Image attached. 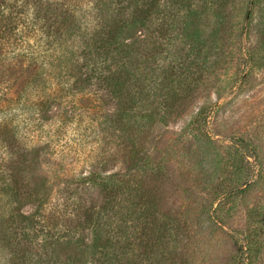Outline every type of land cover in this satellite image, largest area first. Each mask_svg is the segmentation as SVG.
Instances as JSON below:
<instances>
[{
    "label": "rangeland",
    "instance_id": "1",
    "mask_svg": "<svg viewBox=\"0 0 264 264\" xmlns=\"http://www.w3.org/2000/svg\"><path fill=\"white\" fill-rule=\"evenodd\" d=\"M192 1L203 8L202 0ZM248 3L228 0L221 28L212 10L202 11L197 25L201 39L212 44L207 50L210 66L191 64L189 76H173L175 97L162 87L169 80L163 81L168 78L161 66L163 50L153 46L169 47L177 57L186 50L184 42L151 30L162 14L151 28L136 33L139 66L132 68L139 79L127 85L126 93L140 90L145 96H135L131 124L116 120L117 102L105 85L91 83L83 92L49 102V110L38 116L35 105L12 113L10 125L16 129L8 127L4 130L12 131L1 136L9 143L0 147V169L9 175L16 200L4 203L0 192V212L10 211L0 222V264L62 259L73 252L79 237L72 220L81 206L108 210L103 213L107 223L109 216L117 218L133 207L135 192L140 196H135V212L145 208L153 218L143 240L152 235L153 242L158 227L169 228L164 236L169 252L152 255L153 264L162 259L165 264H264V69L248 60V50L256 52L260 42L255 23L245 20ZM172 20L175 34L181 23ZM152 54L158 66H152ZM93 89L102 90L101 109L94 105ZM154 91H159L156 99ZM164 101L177 103L164 121L147 123L143 115L157 111L161 116L164 110L156 107ZM134 161L140 167L127 177L120 175L123 181L113 192L85 180L92 174H122ZM5 179L0 175V186ZM113 195L115 203L107 204ZM22 212L33 214V228L20 218ZM54 240L59 245L45 249V255L43 241L52 245ZM74 252L64 260L70 257L78 264ZM137 262H142L139 257Z\"/></svg>",
    "mask_w": 264,
    "mask_h": 264
},
{
    "label": "trees",
    "instance_id": "2",
    "mask_svg": "<svg viewBox=\"0 0 264 264\" xmlns=\"http://www.w3.org/2000/svg\"><path fill=\"white\" fill-rule=\"evenodd\" d=\"M227 1L202 0L203 8L198 10L192 0H0V147L9 143L5 142L8 138L1 140V136L12 131L4 129L12 127V132L16 129L15 125H10V116H13L16 109L25 113L28 106L35 105L38 116L40 112L49 110V102L62 98L67 93L83 92L90 83L93 87L105 85V90L117 102L116 120L131 124L132 115L136 112L135 105L138 103V97L135 96H145L142 95L145 92L140 90L133 92L137 95L126 93L127 85L138 84L139 79L135 73L136 68H132L139 66L137 57L140 46L136 33L151 28L155 17L161 14L159 26L151 30L162 37L171 36L169 40L178 38L186 47L181 55L175 57L171 55L169 47L163 49L159 43L155 45L156 42L153 46L158 47L160 52L163 50L161 60L165 65L161 66H166L164 72L168 77L163 78V81L169 80L162 87L167 89L166 94L175 97V92H171L173 76L190 75L188 67L191 64L210 66L207 50L212 44L201 39L203 31L197 25L200 15L204 14L202 11L212 10L217 26L221 28L227 18ZM167 19H174L171 22L179 20L181 30L174 34L172 24ZM245 20L248 24L251 21L255 23L260 38L256 52L248 50L249 64L264 69V0H249ZM167 31L173 32L169 34ZM150 59L154 62L152 66L159 65L153 54ZM146 63L149 66L152 64ZM196 80L197 78L194 81ZM53 83L60 84V88H52L50 85ZM150 83H155L153 75ZM100 91L102 90H92L95 95L94 105L98 109L103 107ZM33 94L38 96L37 101H28ZM157 95L159 91H154L152 97L156 99ZM175 103L177 102L164 101L161 107H156L164 110L161 116L157 115V111L143 116L147 123L164 121ZM12 105L18 108H12ZM41 116L40 114V118ZM104 123L105 120H102L101 125ZM139 164L138 161L132 162L128 165L130 168L122 174L102 177L92 174L85 177V180L102 190L113 192L114 187L118 188L123 181L119 176L131 175L140 167ZM0 175L6 176L0 186L3 202H14L15 188L10 183L9 175L3 168L0 169ZM134 194L139 196L138 192ZM135 196L130 199L132 208L120 212L117 218L109 216L107 223L103 221V213L108 211L105 209L81 206L80 212L73 214L72 224L75 229H72L79 232V237L73 244V252L77 249L74 258L78 264H153L152 255L166 256L169 251L165 249L164 236L169 228L165 227L163 231L158 227L153 242L152 235L144 241V237L151 231L147 223L153 222V218L148 211H144L145 208L135 212L138 206ZM106 203L113 205L115 196H110ZM37 206L40 207V204ZM18 215L24 218L26 226L33 228V214L22 212ZM9 216L10 211L9 214L0 212V222H5ZM114 224L120 227V231L114 228ZM55 241L52 245H49L50 241H43L42 247L44 250H53L59 245ZM45 251L47 255L48 252ZM73 252L67 253L65 257ZM65 257L57 258L55 262L50 256L46 258L53 262L51 264H76L70 257L64 260ZM138 257L142 262H137ZM38 259L37 257L35 264H41ZM162 260L156 264H165Z\"/></svg>",
    "mask_w": 264,
    "mask_h": 264
}]
</instances>
